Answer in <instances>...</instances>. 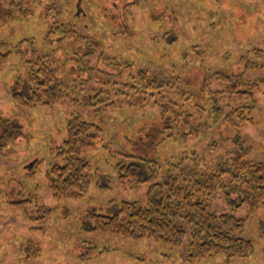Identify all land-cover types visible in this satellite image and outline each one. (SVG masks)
Listing matches in <instances>:
<instances>
[{
    "label": "trees",
    "instance_id": "16d2710c",
    "mask_svg": "<svg viewBox=\"0 0 264 264\" xmlns=\"http://www.w3.org/2000/svg\"><path fill=\"white\" fill-rule=\"evenodd\" d=\"M32 5L33 0H0L8 21L27 18ZM62 11L54 2L44 4L40 10V16L48 21L42 48L34 44L32 37H21L15 42L0 39V71L11 61L13 53L25 67L23 76L18 73L14 77L10 89L16 106L31 110L61 103L70 108L68 118L58 129L62 132L61 140L53 147V159L45 169V183L52 197L58 201L82 199L89 192L93 171L83 153L106 146L110 148L109 164L122 186L148 183L147 202L121 200L108 214L92 213L82 231L118 235L130 241L148 239L170 247L180 246L188 231L185 259L189 264L217 255L226 259L249 256L253 243L243 236L246 218H238L233 212L210 213L205 200L222 190L232 211L244 204L253 213L264 205V162L246 159L247 149L238 145L219 154L216 162L187 150L177 156L165 155L163 159L156 154L166 140H187L207 131L209 117L233 127L252 122L255 105L241 99L253 96L264 77L255 81L240 78L249 70L264 67L256 61L263 56L262 50H247L255 60L240 54L231 75L202 68L200 80L190 78L181 85L179 77L164 79L145 68L133 69L127 60L98 51L96 39L78 25L77 17L63 21ZM157 12L151 11L152 21L164 20ZM0 20L5 21L2 17ZM83 26L86 28L87 24ZM167 34L168 31L163 33V38ZM213 80L224 82V86L212 89ZM194 84L206 94L208 105L191 90ZM123 108L149 109L155 117L142 127L141 136L125 137L131 144L127 150L110 147L103 127L89 119ZM23 136L25 130L17 117H0V155L7 156L6 146ZM226 140L227 137L212 138L209 149L215 151L217 144H225ZM233 141L241 143L240 138ZM41 163L39 157L28 158L21 168L24 180L10 176L0 185V195L7 206L19 211L24 220L41 221L42 226H29L31 231L44 230L43 224L53 212L25 184V179L35 176V168ZM226 175L228 183L224 181ZM260 228L264 233L263 224ZM19 247L22 262L41 255V247L27 239Z\"/></svg>",
    "mask_w": 264,
    "mask_h": 264
},
{
    "label": "rangeland",
    "instance_id": "374dc122",
    "mask_svg": "<svg viewBox=\"0 0 264 264\" xmlns=\"http://www.w3.org/2000/svg\"><path fill=\"white\" fill-rule=\"evenodd\" d=\"M53 2L63 10V21L77 17L78 25L96 39L98 51L127 60L133 69L145 68L164 79L179 77L181 85L190 78L196 82L200 80L202 68L231 75L240 54L256 59L247 51L252 48L262 50L263 56L256 61L264 64V0H81L80 7L88 18L79 17L74 0H33L32 13L24 19L8 21L9 17L5 18L0 8V17L5 19L0 20V39L15 42L21 37H32L34 44L42 48L48 21L40 16V10L44 4ZM151 11H158L164 20L152 21ZM166 31L169 34L163 38ZM18 61L19 57L13 53L11 61L0 71V117H17L25 136L6 146L7 156L0 155V185L10 176L24 180L21 169L24 161L41 158L35 176L25 179V184L38 194V201L52 207L53 212L43 224L44 230L31 231L29 226H42L41 221L22 219L20 212L7 206L0 195V264H189L185 259L188 231L177 247L148 239L130 241L118 235L82 231L92 213L108 214L121 200L147 202V182L130 188L118 182L109 164V147L99 145L83 153L93 171L89 192L82 199L58 201L52 197L46 187L45 169L53 159V147L61 140L62 132L58 129L68 118L70 108L61 103L31 110L16 106L10 89L14 77L25 73L24 64ZM262 77L264 67L247 71L240 80L255 81ZM258 83L253 96L241 99L255 105L252 122L233 127L226 121L209 117L207 131L187 140H166L158 147L156 156L163 159L165 155L177 156L187 150L216 162L219 154L238 145L247 149L246 159L264 162V82ZM222 86L224 82L215 80L210 84L212 89ZM191 90L203 104H209L206 94L199 92L195 84ZM153 116L149 109L123 108L89 119L103 127L105 141L110 147L127 150L131 144L125 137L141 136L142 127L150 124ZM219 137H227L226 143L220 142L216 148L214 146L215 151L210 150V140ZM233 138H240L241 143ZM132 150H136V145ZM224 181L228 183L227 175ZM205 203L210 213L233 212L238 218H246L243 236L252 241L253 251L245 258L226 259L217 255L196 264H264V233L260 228L264 225V205L253 213L244 204L232 211L222 190ZM24 239L37 243L42 249L41 255L22 262L19 245ZM101 249L107 250L98 252Z\"/></svg>",
    "mask_w": 264,
    "mask_h": 264
},
{
    "label": "flooded vegetation",
    "instance_id": "af4514ba",
    "mask_svg": "<svg viewBox=\"0 0 264 264\" xmlns=\"http://www.w3.org/2000/svg\"><path fill=\"white\" fill-rule=\"evenodd\" d=\"M80 2H78V0H74L75 2V8L78 10L77 13L79 15V17L83 16L85 18H88L86 17L85 15V11H82V8L80 7V4H81V0H79ZM81 11V12H80ZM76 17V16H75Z\"/></svg>",
    "mask_w": 264,
    "mask_h": 264
}]
</instances>
